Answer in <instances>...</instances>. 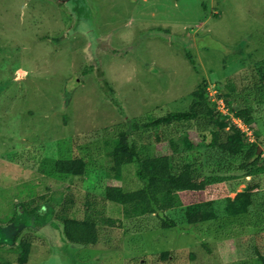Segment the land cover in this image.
Segmentation results:
<instances>
[{"label":"rangeland","instance_id":"374dc122","mask_svg":"<svg viewBox=\"0 0 264 264\" xmlns=\"http://www.w3.org/2000/svg\"><path fill=\"white\" fill-rule=\"evenodd\" d=\"M263 75L264 0H0V259L17 264L10 247L32 234L30 263L264 264ZM220 93L229 94L227 108ZM201 99L225 115L249 109L248 122H230L259 147L251 172L224 168L232 157L210 146L216 127L205 119L131 125ZM121 131L136 146L159 132L154 153L165 152L171 137L179 151L173 170L193 161L208 180L203 191H178L181 205L165 211L175 227L162 229L153 214L127 219L106 199L109 184L141 186L124 157L107 154ZM182 135L195 142L191 149L184 151ZM74 158L83 164L79 176L54 175L56 161ZM247 182L258 184L249 213L226 216L225 197ZM59 193L73 204V218L109 217L114 226L99 227L91 246L68 243L47 223L33 232L43 217L20 203ZM206 199L215 201L217 218L185 223V206ZM163 251L171 254L166 261Z\"/></svg>","mask_w":264,"mask_h":264},{"label":"trees","instance_id":"16d2710c","mask_svg":"<svg viewBox=\"0 0 264 264\" xmlns=\"http://www.w3.org/2000/svg\"><path fill=\"white\" fill-rule=\"evenodd\" d=\"M194 71H198L194 59L187 53ZM264 78V75H263ZM264 80V79H263ZM261 81V80H260ZM204 89L202 90L203 93ZM218 98L221 99L227 108L229 105V94L220 93ZM204 99L193 102L191 108L186 111H172L163 116L152 119L151 121L141 124L131 123L136 130L141 126L145 129L168 126L173 123H181L194 119H205L216 128L212 130V141L210 146L221 149L223 153L230 154L226 170L234 168L236 171L249 173L253 168L259 165L260 155L256 153L257 144L252 142L246 143L241 129L231 124L232 118L248 122L250 118L249 109L239 108L230 114H223L215 104L207 106ZM216 103V102H215ZM230 129L224 131L225 128ZM156 140H152L150 135L141 136V143L136 146L134 140L129 139L125 131H121L114 139V144L107 150L109 158L124 157V161L133 167L134 176L141 183L140 188L125 191L121 185L109 184L105 188V197L107 200L119 206L125 218L153 214L157 217L160 227L172 228L176 222L169 218L165 211L176 208L181 205L178 191H203L209 183L205 177H201L193 161H189L180 166L178 170H173V158L178 154V145L169 137L168 149L165 152H151V147L162 142L159 132L154 133ZM181 142L184 151L191 149L195 142L187 135L181 136ZM237 163L235 167L232 163ZM193 163V164H192ZM221 165V163H217ZM232 166V167H230ZM229 167V168H228ZM54 175L60 176H79L83 170L82 161L78 158L61 159L52 165ZM207 178V177H206ZM258 189V184L247 182V184L233 197L226 196L222 211L226 216H238L249 213L253 206V194ZM53 202L56 209L46 210L43 206L40 210V204L43 202ZM22 209L27 214H38L43 217L33 232L37 231L42 224L47 223L54 229H59L64 240L68 243L81 246L96 245L99 242V227L108 224L114 226L115 220L109 217H98L97 219H77L71 216L73 204L69 199L63 197L61 193L46 197L38 195L27 201L20 203ZM264 210V197L259 206ZM217 209L213 199L192 202L185 206L183 219L189 225H195L217 218ZM20 230L14 234V243ZM35 235H24L19 238L17 243L10 247V250L16 254L17 264H52L30 263L28 255L30 253ZM9 250V249H8ZM171 254L168 251L159 253L160 260H168ZM264 263V258L259 255ZM0 264H10L8 261L0 259ZM73 264V263H72Z\"/></svg>","mask_w":264,"mask_h":264},{"label":"water","instance_id":"95a60500","mask_svg":"<svg viewBox=\"0 0 264 264\" xmlns=\"http://www.w3.org/2000/svg\"><path fill=\"white\" fill-rule=\"evenodd\" d=\"M256 153H259V147L257 146V150H256Z\"/></svg>","mask_w":264,"mask_h":264}]
</instances>
